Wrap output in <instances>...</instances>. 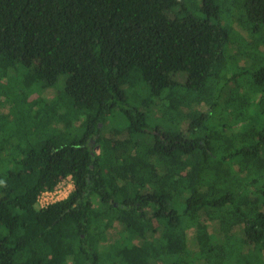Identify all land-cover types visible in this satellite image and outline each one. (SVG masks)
<instances>
[{
  "label": "trees",
  "instance_id": "16d2710c",
  "mask_svg": "<svg viewBox=\"0 0 264 264\" xmlns=\"http://www.w3.org/2000/svg\"><path fill=\"white\" fill-rule=\"evenodd\" d=\"M8 74L0 264H264V0H0Z\"/></svg>",
  "mask_w": 264,
  "mask_h": 264
},
{
  "label": "built area",
  "instance_id": "2783aa9c",
  "mask_svg": "<svg viewBox=\"0 0 264 264\" xmlns=\"http://www.w3.org/2000/svg\"><path fill=\"white\" fill-rule=\"evenodd\" d=\"M76 184L71 175L63 177L53 189L42 190L36 201L37 208H44L53 202L66 198L75 188Z\"/></svg>",
  "mask_w": 264,
  "mask_h": 264
},
{
  "label": "rangeland",
  "instance_id": "374dc122",
  "mask_svg": "<svg viewBox=\"0 0 264 264\" xmlns=\"http://www.w3.org/2000/svg\"><path fill=\"white\" fill-rule=\"evenodd\" d=\"M192 1H194V0H189V4L192 2ZM18 68H22V67H18ZM18 72H21V69L20 70H17ZM11 73H13V72H11ZM9 76H5L6 77V79L4 80V79H2V81L0 82V86H4V87H6V85L5 84H8L7 86L9 87V88H18V84L16 83V77H17V75L16 74H14V75H12V74H8ZM18 78V77H17ZM15 80V81H14ZM5 83V84H4ZM11 88V89H12ZM2 89H3V87H2ZM50 95V94H49ZM38 95H37V93L36 92H32V94H29V100L30 101H32V100H34L36 97H37ZM51 96H54V95H51ZM50 96V97H51ZM103 264H106V263H103ZM111 264V263H110Z\"/></svg>",
  "mask_w": 264,
  "mask_h": 264
}]
</instances>
